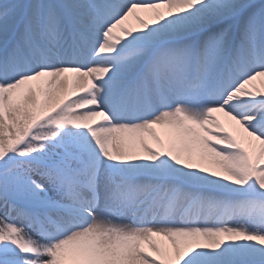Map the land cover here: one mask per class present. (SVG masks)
Returning <instances> with one entry per match:
<instances>
[{
    "label": "snow or ice",
    "instance_id": "snow-or-ice-1",
    "mask_svg": "<svg viewBox=\"0 0 264 264\" xmlns=\"http://www.w3.org/2000/svg\"><path fill=\"white\" fill-rule=\"evenodd\" d=\"M0 264H264V0H0Z\"/></svg>",
    "mask_w": 264,
    "mask_h": 264
},
{
    "label": "bare ground",
    "instance_id": "bare-ground-1",
    "mask_svg": "<svg viewBox=\"0 0 264 264\" xmlns=\"http://www.w3.org/2000/svg\"><path fill=\"white\" fill-rule=\"evenodd\" d=\"M221 115V118L222 119H226V118H224L223 116H222V114H220ZM158 131H161L160 129H158ZM164 137L162 136V139H163ZM153 146H155V145H153Z\"/></svg>",
    "mask_w": 264,
    "mask_h": 264
}]
</instances>
